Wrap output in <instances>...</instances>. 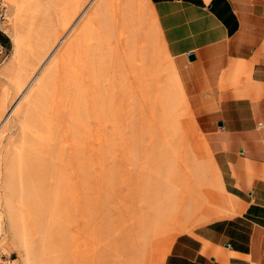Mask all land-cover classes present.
<instances>
[{
  "label": "rangeland",
  "instance_id": "374dc122",
  "mask_svg": "<svg viewBox=\"0 0 264 264\" xmlns=\"http://www.w3.org/2000/svg\"><path fill=\"white\" fill-rule=\"evenodd\" d=\"M0 23L11 38L0 83V256L16 258L13 264H42L34 248L41 238L28 212L29 196L36 198L42 185L41 195L52 197L50 205L66 203L75 221L66 245L49 233L44 262L51 264H162L176 235L232 206L180 96L145 0H0ZM79 32L73 54L99 53L102 46L113 58L121 57L119 67L129 75L127 97H121L125 110L120 112L118 89H112L113 115L97 122L93 133L98 145L91 176H72L67 169L52 179L49 167L61 172L59 161L51 158L62 160L67 152L51 144L48 150L56 154L50 151L41 159L29 142L32 133H57L43 94L60 73L50 80L61 50ZM114 38L122 39L119 52ZM113 60L98 77H109L111 70L114 75ZM135 77L139 105L134 104ZM106 137L110 150L99 147ZM152 187L160 191L157 198Z\"/></svg>",
  "mask_w": 264,
  "mask_h": 264
},
{
  "label": "crops",
  "instance_id": "0c3cea01",
  "mask_svg": "<svg viewBox=\"0 0 264 264\" xmlns=\"http://www.w3.org/2000/svg\"><path fill=\"white\" fill-rule=\"evenodd\" d=\"M145 4L216 180L232 201L218 217L176 235L162 264L264 262V0ZM10 50L0 23V83ZM7 258L16 260L0 256Z\"/></svg>",
  "mask_w": 264,
  "mask_h": 264
},
{
  "label": "bare ground",
  "instance_id": "6f19581e",
  "mask_svg": "<svg viewBox=\"0 0 264 264\" xmlns=\"http://www.w3.org/2000/svg\"><path fill=\"white\" fill-rule=\"evenodd\" d=\"M120 21L124 24L123 19H120ZM69 24L70 23H68L67 26ZM118 25L119 24L116 23L114 26L116 27ZM79 35L80 32L78 35L75 34L73 39L70 42H68V44L61 50L60 55L55 62V64H57L60 61V64H58L57 67L55 65L54 70L49 76L50 80L55 77L53 75H55L56 71H60V73L56 77L57 78L56 81H53V83L49 84L48 86L49 91L46 94H43L45 103L49 108V111L51 112V118L55 120V122L57 123L55 126L57 129L56 130L57 133L54 136L48 135L50 137L48 136L45 137L42 136L41 134L32 133V140L29 142V147L32 149L34 154H39L40 152L39 157L41 159L46 158V155L48 156L50 151L56 154L55 152L56 149L55 151L48 150L50 148L49 145L51 144L52 146H55L57 149H61L62 151L67 152L64 159L62 160H60L58 158L59 156L57 157L56 155L55 156L53 155V157L51 158V161L53 160V162L55 160L59 161V166L56 167L61 172L59 175H56L53 169L54 167L52 166L49 167L48 175H50L52 179L61 177L62 173L65 174V171L67 169H70L72 171V176L74 175L76 177H79L80 172L81 175L83 174L85 177L91 176L90 173L95 157L93 153L96 148V145H98L95 144L94 136H93L95 125L97 122H100L101 120H103L102 121L103 123L104 120L108 121L110 115L112 114L111 106H110L111 104L110 98L112 95L111 90L117 88L118 90H114V94L116 95L117 99L121 100V97H125L124 84H126L125 82H127L128 84L129 81V75L126 74L125 68H123L124 69L123 70L119 67L118 60L121 57L118 56L117 58H113V56H110V53H108L107 51H102V46H101V51L100 49L98 50L100 51L99 53H97V51L93 49L95 52L91 51L90 53H87L88 55L82 54L83 56H81L76 53L73 54L74 51L72 53V50L74 48V45L79 39L78 38ZM112 40L116 48L119 49L118 50L119 52L120 49L123 47L122 39L114 38ZM109 46H110V42L108 43V47ZM85 52L86 50L84 51V53ZM110 60L111 61L113 60L117 64V68L114 71V75L113 76L111 75L113 73V70H111L112 72L111 71L108 72V73L111 72L109 77L104 75H99L98 77L97 74L99 72L101 73L108 69L107 65L110 64ZM45 79H47V77ZM134 79H135L134 104L136 103L135 105H139L140 96H141L140 85L138 81L139 78L135 77ZM123 101L121 100V103H119L120 107L118 108L120 109V112L124 113L123 110H125V108ZM133 107L135 108V106ZM116 112L114 111V114ZM104 125L105 124H103V126ZM100 126L102 127V125ZM116 128H118V126ZM103 131H105L104 128ZM99 147L104 149L107 147L108 149L109 140L107 139V137L104 138L103 142L99 143ZM81 151H84V156L80 155ZM72 153L74 154V158L71 157V155H73ZM44 173L45 172L39 173V178L41 181L45 180L46 174L44 175ZM63 178L64 177H62L61 179ZM43 189H44L43 185L37 188L36 198L35 195H34V199H32L29 196L31 209H28V212H29V216H31V220H30L31 228L36 234H39L41 238L40 244L37 247H34L37 252L36 259H39L42 264H51L44 262V260L47 259V254L50 253L49 249L44 244V242L48 239L49 233L54 234L57 237V239L60 241V244L64 243V245H66L67 243L65 244V242H66V238H68V232H70V230L74 226L75 221L71 211L69 210L70 208L65 207L66 203L64 202L65 205L62 204V206L60 207L56 206L57 204L56 205L52 204L51 206L50 200L52 197L49 200L48 198L44 197L45 195H41ZM152 189H153L152 192L153 198H157L158 192L160 191L155 190L154 187H152ZM58 197L60 199V196ZM215 203H217V201Z\"/></svg>",
  "mask_w": 264,
  "mask_h": 264
},
{
  "label": "built area",
  "instance_id": "2783aa9c",
  "mask_svg": "<svg viewBox=\"0 0 264 264\" xmlns=\"http://www.w3.org/2000/svg\"><path fill=\"white\" fill-rule=\"evenodd\" d=\"M3 263L4 264H9V260H5Z\"/></svg>",
  "mask_w": 264,
  "mask_h": 264
},
{
  "label": "water",
  "instance_id": "95a60500",
  "mask_svg": "<svg viewBox=\"0 0 264 264\" xmlns=\"http://www.w3.org/2000/svg\"><path fill=\"white\" fill-rule=\"evenodd\" d=\"M189 57H192L191 55Z\"/></svg>",
  "mask_w": 264,
  "mask_h": 264
}]
</instances>
